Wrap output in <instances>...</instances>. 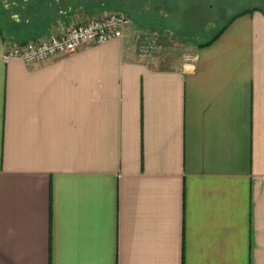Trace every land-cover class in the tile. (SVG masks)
<instances>
[{"label": "crops", "instance_id": "1", "mask_svg": "<svg viewBox=\"0 0 264 264\" xmlns=\"http://www.w3.org/2000/svg\"><path fill=\"white\" fill-rule=\"evenodd\" d=\"M60 4L42 27L0 5V264H264L263 11L205 45L131 22L5 58L107 11Z\"/></svg>", "mask_w": 264, "mask_h": 264}, {"label": "rangeland", "instance_id": "2", "mask_svg": "<svg viewBox=\"0 0 264 264\" xmlns=\"http://www.w3.org/2000/svg\"><path fill=\"white\" fill-rule=\"evenodd\" d=\"M130 14L132 22L144 23V37L166 41L210 39L227 23L232 12L259 3V0H113ZM17 0H0V5L17 6ZM10 3V4H9ZM9 4L8 6H6ZM246 4V5H245ZM116 8H120L116 6ZM264 9V6L262 7ZM122 9V8H121ZM123 10V9H122ZM6 12L0 9V24L6 26ZM9 16V15H8Z\"/></svg>", "mask_w": 264, "mask_h": 264}, {"label": "built area", "instance_id": "3", "mask_svg": "<svg viewBox=\"0 0 264 264\" xmlns=\"http://www.w3.org/2000/svg\"><path fill=\"white\" fill-rule=\"evenodd\" d=\"M130 14L109 9L100 16L79 21L67 28L26 42H15L5 49V58L18 57L27 64L45 60L61 52L74 51L87 44H100L123 36L131 24Z\"/></svg>", "mask_w": 264, "mask_h": 264}, {"label": "trees", "instance_id": "4", "mask_svg": "<svg viewBox=\"0 0 264 264\" xmlns=\"http://www.w3.org/2000/svg\"><path fill=\"white\" fill-rule=\"evenodd\" d=\"M17 6L15 8L20 9L22 16L24 18L28 17L29 20H31V23L37 27H42L43 24L46 25L48 24L51 25V23L54 20V17H47L43 16L41 14L42 9L48 8L49 6H52V3H63L64 7H67L68 5L71 6L72 8H83L85 10H109V9H117V10H122L124 11L125 9L120 6L119 4L115 3L113 0H17ZM60 4V7H63ZM67 5V6H65ZM116 6L120 8H116ZM55 7V6H54ZM122 8V9H121ZM254 9H261L264 13V9L262 7H249V8H244L241 11H238L236 14L248 11V10H254ZM126 12V11H125ZM41 15V16H40ZM226 24L221 26L218 31L208 40H206L204 43L201 45L209 44L212 42L225 28ZM39 36H31V38H26L22 40H18L17 42H26L32 39H36Z\"/></svg>", "mask_w": 264, "mask_h": 264}, {"label": "flooded vegetation", "instance_id": "5", "mask_svg": "<svg viewBox=\"0 0 264 264\" xmlns=\"http://www.w3.org/2000/svg\"><path fill=\"white\" fill-rule=\"evenodd\" d=\"M263 6H264V0H259V3H255V4L247 6L245 8H249V7H263Z\"/></svg>", "mask_w": 264, "mask_h": 264}]
</instances>
